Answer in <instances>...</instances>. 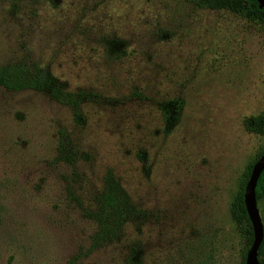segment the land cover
Segmentation results:
<instances>
[{
  "label": "rangeland",
  "instance_id": "rangeland-1",
  "mask_svg": "<svg viewBox=\"0 0 264 264\" xmlns=\"http://www.w3.org/2000/svg\"><path fill=\"white\" fill-rule=\"evenodd\" d=\"M18 63L87 99L75 120L0 88V264H241L230 204L264 148L242 125L264 109L262 25L190 0H0V67ZM108 181L139 214L91 249Z\"/></svg>",
  "mask_w": 264,
  "mask_h": 264
},
{
  "label": "trees",
  "instance_id": "trees-1",
  "mask_svg": "<svg viewBox=\"0 0 264 264\" xmlns=\"http://www.w3.org/2000/svg\"><path fill=\"white\" fill-rule=\"evenodd\" d=\"M15 2L23 0H12ZM195 6L203 9L229 11L242 16L247 20L259 23L264 29V9H260L255 0H190ZM0 88L10 92L35 91L46 94L54 102L68 107L75 120L80 117V105L87 99V94L81 91L65 92L56 79L45 69L37 64H12L0 67ZM246 132L264 137V109L257 114L245 118L242 122ZM66 145L64 131L59 132L58 152L63 153ZM264 153V148L258 153L256 160ZM256 160L251 163L244 175V180L239 191L235 194L230 204V217L237 230L245 239V245L241 256V264H245L246 253L253 240L252 227L243 203V190L249 177L251 168ZM256 202L264 198V170L258 178L255 188ZM139 211L119 192L114 183L108 181L102 192L95 197V208L91 211V217L96 224V232L91 237V249L110 244L117 239L118 232L126 222H131ZM264 240L257 252L259 264H264ZM67 264H75L73 261ZM124 264H137L132 252L127 255Z\"/></svg>",
  "mask_w": 264,
  "mask_h": 264
},
{
  "label": "water",
  "instance_id": "water-1",
  "mask_svg": "<svg viewBox=\"0 0 264 264\" xmlns=\"http://www.w3.org/2000/svg\"><path fill=\"white\" fill-rule=\"evenodd\" d=\"M260 9H264V0H255ZM264 170V153L253 164L243 190V203L246 214L252 227L253 240L246 256L245 264H259L257 252L263 240V226L255 198V188L262 171Z\"/></svg>",
  "mask_w": 264,
  "mask_h": 264
}]
</instances>
